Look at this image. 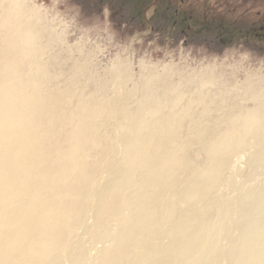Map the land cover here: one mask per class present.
Returning a JSON list of instances; mask_svg holds the SVG:
<instances>
[{"label":"rangeland","instance_id":"rangeland-1","mask_svg":"<svg viewBox=\"0 0 264 264\" xmlns=\"http://www.w3.org/2000/svg\"><path fill=\"white\" fill-rule=\"evenodd\" d=\"M112 98L133 116H139L141 103L148 101L144 105L148 121L174 113L182 119V125H176L180 127L178 144L196 127L225 132L227 126L217 122L226 112L240 119L264 113V0H0V159L6 148L13 156L7 166H1H5L0 173L4 210L25 198V187L42 169L50 172L41 175L45 177L42 184L57 187L85 169L86 186L92 169L104 160L107 143L119 134V119L108 122L105 114ZM29 127L40 142L31 144L33 153L27 159L24 136ZM240 128L237 123L234 140ZM203 153L201 146L193 145L187 150L189 163L202 166ZM236 160L232 167L241 175L233 176L229 185L259 186L261 170L255 177H246L244 158ZM56 197L69 196L55 193V201ZM40 199L49 197L42 193ZM39 256L25 263L13 257L10 264H38Z\"/></svg>","mask_w":264,"mask_h":264},{"label":"bare ground","instance_id":"bare-ground-1","mask_svg":"<svg viewBox=\"0 0 264 264\" xmlns=\"http://www.w3.org/2000/svg\"><path fill=\"white\" fill-rule=\"evenodd\" d=\"M147 103L142 102L140 115L133 116L116 99L108 101L105 114L108 122L119 119L116 124L119 134L107 143L104 160L92 169L86 186L82 180L85 169L72 178L69 176L67 184L57 187L43 185L45 177L41 175L49 169H42L40 175L42 170L37 167L36 173L40 176L30 180L31 183L27 181L30 184L24 189L25 198L15 199L17 203L9 210L0 205V264H10L13 257H20L25 263L37 253L38 264H264V165L261 166L264 164V113L253 112L240 119L226 112L217 122L227 126L225 132L217 129L215 132L211 126L196 127L178 144L180 127L176 125H182V119L168 112L148 121L144 108ZM237 123L241 133L234 140ZM191 124L195 125L192 121ZM31 128L24 136V143L28 145L24 144L27 149L23 148V154H27V159L32 156L34 145L31 144L40 142L33 137L35 131ZM193 145L203 148L202 166L194 167L187 159V150ZM2 154L0 173L13 157L8 148ZM242 158L247 166L246 177H255L261 170L263 181L259 186L247 188L243 182L229 185L232 177L241 173L232 167V161ZM2 165L5 166L1 168ZM42 193L49 199H40ZM55 193L69 197H56L55 201ZM13 222L19 225L6 228ZM36 240L42 244L37 246ZM5 244H8L6 250Z\"/></svg>","mask_w":264,"mask_h":264}]
</instances>
